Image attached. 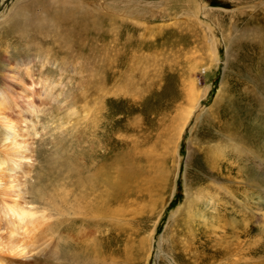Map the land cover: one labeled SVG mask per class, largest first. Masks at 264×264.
I'll return each instance as SVG.
<instances>
[{"label": "rangeland", "instance_id": "rangeland-1", "mask_svg": "<svg viewBox=\"0 0 264 264\" xmlns=\"http://www.w3.org/2000/svg\"><path fill=\"white\" fill-rule=\"evenodd\" d=\"M42 64L69 105L39 113L22 172L52 216L0 225V264H264L261 176L218 135L264 95V0H0V88ZM122 160L135 168L116 196L103 180Z\"/></svg>", "mask_w": 264, "mask_h": 264}, {"label": "bare ground", "instance_id": "bare-ground-1", "mask_svg": "<svg viewBox=\"0 0 264 264\" xmlns=\"http://www.w3.org/2000/svg\"><path fill=\"white\" fill-rule=\"evenodd\" d=\"M201 8L202 6L200 7V9ZM65 48L66 47L64 46V49ZM67 49H69V46H67ZM49 50L46 53V55L50 54ZM61 58H68V57L64 56ZM53 60L54 61L49 60V62L51 63L55 62L54 63L55 67H58L60 63L55 58H53ZM44 68H45L44 64H42L41 67L39 68L34 67V68L25 69L19 67L18 70L12 71L13 72L12 75L8 74L7 76L8 84L6 83L4 84L3 88H0V225L3 224L5 225L11 224L12 226L16 225V227H18L19 229L24 228V232L26 233L30 231L35 232V230H37L41 225L46 224L49 221L48 219L52 216V214L48 212L49 210L47 212L45 211L46 208L44 206L42 207L45 210L44 209L42 211L39 210L38 204L34 205L35 203L32 202L33 198L30 199L27 196L28 191L25 190L27 186V182L24 178V173L22 172V170L24 171L25 168L30 167L33 162V148H32L33 137H36L40 134L36 125L37 122H39L38 119L39 113L49 109H53L54 106H58V108L60 107L65 108L69 105V100H68L69 85L63 84L62 81H59L58 83L54 84V86L51 89L48 90V88H50L51 82L47 78H41L44 72L41 71V69ZM12 79L14 81L18 79L20 84L19 83L17 84L18 82L17 80H16V84L14 83V81L11 82ZM9 83H13V87H10L11 85ZM14 84L16 85V87L14 86ZM262 93L264 94V91ZM81 96H80L81 99L85 98V95H81ZM201 96L202 94L200 92L199 99ZM258 97L259 96H253L254 102L252 104H250L252 100L248 99L247 97L246 102L242 105L243 116L240 118V120H235L234 121L235 123L233 122L235 124L233 127H229L224 130L221 129L218 135L222 137H226L231 141H233V143L236 144V146L234 145L231 146L235 147V150L238 152V155L241 154L245 155L242 165V167L245 168V170H247L245 166L247 165L250 169V173L260 174L262 180L260 189L258 191V193H260L261 190H264V126L261 124L260 118L255 116H257L259 112L264 111V95L261 96V98ZM198 102L195 105L193 103L194 107L198 106ZM74 104H75V100H74ZM85 105L87 106L88 110L84 109L83 107L80 111L82 112L84 117L87 116L88 114H91L92 111L91 109L92 107H90V105L88 104ZM73 106L75 105H73L72 103V107L70 108H72L73 111H78L76 108L77 105L75 107ZM80 112L79 111L78 113L73 112L72 115L73 116L74 114L80 115ZM188 112L191 111L189 110ZM188 112L186 113L188 114ZM35 117H36V122L34 123ZM246 117L249 118V123L245 125V128H243L240 131H237V127L242 124V123L240 124L239 122L241 121V119L243 120ZM263 117H264V112H263ZM188 118L189 117H186L185 120ZM93 120H94V115L91 118L92 122ZM185 120L183 122V125L186 122ZM218 155L219 153L216 156ZM127 160L121 161L123 163V166L125 167L118 169V172L116 171L114 177L110 176L104 178L103 180V183L112 192L116 191L117 193L116 196L119 195L118 193L124 188V183L127 182V180L131 178V176H133V168H135V166H133L131 162ZM216 165L217 164L214 165V163L212 164L215 170H216ZM246 177L247 179H250L248 176ZM211 178H213L215 182L218 183L220 182V175L216 171L211 172ZM93 182H96L95 178H91V180H89L88 185L91 186ZM64 184L65 185L63 186H65V188L68 187L66 183ZM75 187L73 189H75ZM80 187L82 188H80L81 189L80 193L77 194V196L81 202H84L85 198L84 195H82L81 191H83V189L85 188L83 187L82 181L80 182ZM215 195L217 194L215 193ZM63 196L65 197L64 198L60 197L62 199V201L60 202V206H63V203L66 202V200L69 201L66 192L63 193ZM261 205L262 204L256 203L255 206L256 208H260L261 210L262 209ZM69 206L70 207L66 206V208L74 209L75 212L76 210H82V208L84 209V207H81L80 205L74 206L73 204H71V202ZM63 208L66 209L65 207ZM11 247H12L11 250H15L16 252H20L23 249V247L17 245Z\"/></svg>", "mask_w": 264, "mask_h": 264}]
</instances>
